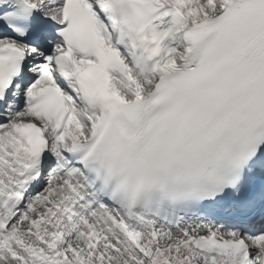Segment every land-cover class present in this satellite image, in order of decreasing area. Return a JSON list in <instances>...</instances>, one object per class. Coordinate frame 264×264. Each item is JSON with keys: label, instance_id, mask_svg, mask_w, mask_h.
<instances>
[{"label": "snow or ice", "instance_id": "obj_1", "mask_svg": "<svg viewBox=\"0 0 264 264\" xmlns=\"http://www.w3.org/2000/svg\"><path fill=\"white\" fill-rule=\"evenodd\" d=\"M0 264H264V0H0Z\"/></svg>", "mask_w": 264, "mask_h": 264}]
</instances>
